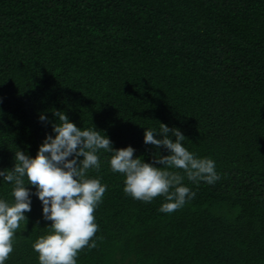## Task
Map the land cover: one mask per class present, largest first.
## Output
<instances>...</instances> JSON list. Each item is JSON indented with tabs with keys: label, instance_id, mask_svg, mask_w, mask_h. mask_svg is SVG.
Segmentation results:
<instances>
[{
	"label": "trees",
	"instance_id": "trees-1",
	"mask_svg": "<svg viewBox=\"0 0 264 264\" xmlns=\"http://www.w3.org/2000/svg\"><path fill=\"white\" fill-rule=\"evenodd\" d=\"M54 110L149 163L167 153L144 127L178 128L220 174L185 179L195 197L162 213L165 198L126 194L102 152L95 246L77 264H264V0H0V169L17 148L35 155ZM25 215L5 264H39L51 221L34 194Z\"/></svg>",
	"mask_w": 264,
	"mask_h": 264
},
{
	"label": "clouds",
	"instance_id": "clouds-1",
	"mask_svg": "<svg viewBox=\"0 0 264 264\" xmlns=\"http://www.w3.org/2000/svg\"><path fill=\"white\" fill-rule=\"evenodd\" d=\"M53 116V134H45L35 155L17 148L11 169H0V182L12 184L11 202L0 198V264L13 251L15 232L21 222L26 223L33 194L41 203L42 218L51 221L50 230L32 245L39 264H77L79 250L95 246L91 240L98 229L94 210L107 185L89 171L100 169L102 152L110 154L111 171L123 175L126 194L145 202L158 195L165 198L159 208L162 213H172L195 197L185 179L209 185L220 179L215 161L186 148V137L178 128L160 122L158 128L144 127L143 142L167 153L157 151L149 163L134 156L131 145L113 148L110 138L92 124L77 127L62 110H54ZM37 118L48 121L43 112Z\"/></svg>",
	"mask_w": 264,
	"mask_h": 264
}]
</instances>
